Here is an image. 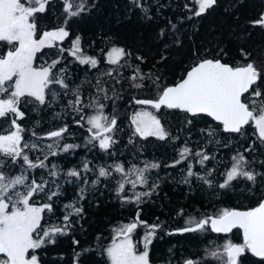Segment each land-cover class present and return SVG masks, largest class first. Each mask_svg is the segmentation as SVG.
I'll return each mask as SVG.
<instances>
[{
    "label": "trees",
    "instance_id": "obj_1",
    "mask_svg": "<svg viewBox=\"0 0 264 264\" xmlns=\"http://www.w3.org/2000/svg\"><path fill=\"white\" fill-rule=\"evenodd\" d=\"M71 2L73 11L83 6L79 15L69 16L64 0H48L46 10L35 17L37 38L61 28L68 32L63 40L37 52L34 59L36 68L58 61L51 67V75L67 87L49 85L44 104L33 97L21 98L23 118L12 113L0 117V135L14 131L13 120L22 129L21 156L13 159L0 151V172L13 178L26 177V183L35 180L46 185L30 203L52 205L51 211L46 209L42 214L43 230L64 229L44 238V245L30 250V255H36L39 264H111L107 249L118 241L119 229L125 225L182 229L216 217L223 209L248 210L264 201V138L254 123L233 134L206 115L195 117L181 109L157 110L135 103L157 99L164 88L178 84L204 60H219L233 67L252 63L264 76V24L256 23L264 17V0H216L200 16L194 14L198 10L195 0ZM29 3L35 6L31 0ZM77 38L82 54L98 60L95 66L83 64L71 54ZM11 48L14 44L0 41V54ZM113 48L125 52L116 64L107 57ZM258 85L259 81L253 87ZM258 90L260 97L245 95L248 101H256L257 108L264 102V86ZM77 96L82 100L79 105L74 103ZM5 98L8 93L0 94V99ZM97 103L104 108L99 109ZM142 107L157 114L165 131L163 139L136 132L132 115ZM100 111L117 120L107 133L114 136L108 149L100 147L97 131L88 130L92 126L87 118ZM61 129L66 130L60 137L47 138L50 132ZM68 144L77 147L65 151ZM185 148L190 153L182 157ZM23 155L35 164L43 161L45 166L31 168ZM203 155L209 159L200 163ZM241 155V170L253 173L255 180L238 176L229 187L220 188L236 162L233 157L238 160ZM152 164L158 167L152 168ZM117 165L130 175L116 172ZM101 167L110 175L100 177ZM141 169L145 170L146 183L135 187L125 183ZM73 170L80 175H68ZM189 170L193 176L187 175ZM120 183L125 185L122 192L118 191ZM13 191L27 189L18 185ZM141 193L149 194L137 200ZM76 208L82 211L77 213ZM37 232L42 237L41 230ZM182 236L159 242L158 253H165L168 243L171 259L203 258L213 247L227 243L223 235L215 236L208 227L191 239ZM231 241L242 243L241 232L236 230ZM133 242L140 249L139 241ZM240 264L264 261L246 254Z\"/></svg>",
    "mask_w": 264,
    "mask_h": 264
},
{
    "label": "snow or ice",
    "instance_id": "obj_2",
    "mask_svg": "<svg viewBox=\"0 0 264 264\" xmlns=\"http://www.w3.org/2000/svg\"><path fill=\"white\" fill-rule=\"evenodd\" d=\"M31 3L35 6H30L29 0H23V2L22 0H0V41L14 44L13 50L0 57V94L8 93V98L0 99V117H6L8 113H12L18 118H23L24 113L19 110L21 98L33 97L39 103L44 104L45 90L49 88V85L56 83L67 87L62 79H55L51 75V67H54L58 61H54L50 67L36 68L33 66L35 54L41 48L45 45L51 46L52 41L63 40L68 36V32L61 28L57 31L44 32L40 38H37L35 17L38 13H43L46 10L48 0H31ZM195 3L198 4V10L194 14L200 16L211 8L216 0H195ZM64 4L65 11L69 16H77L83 11L82 5L78 7V10L73 11L71 0H64ZM256 23L264 24V17H261ZM79 44L80 40L77 38L72 55L75 56L80 51ZM124 55L123 49L113 48L109 53L110 62L116 64ZM77 58L83 64L92 66L97 64V61L91 57ZM13 78L15 79L13 80ZM258 81L260 85L253 87L257 85ZM136 86L140 87L141 85ZM259 86H264V76L252 63L233 67L219 60L209 59L193 67L186 77L175 86L164 88L157 99H141L136 100L135 103L151 105L157 110L164 106L168 109H182L193 115L206 113L220 121L227 132L239 133L245 125L254 123L259 136L264 138V102L257 108L256 101H248L245 96L248 94V96L260 97L262 93L258 90ZM9 89H11L10 92ZM74 103L81 104V98L77 96ZM86 106L90 107L91 105ZM97 107L102 110L104 105L97 103ZM78 111H82V109H78ZM107 120L108 117L103 115L102 111L89 116L87 123L92 127L88 130L91 132L95 128L103 129V132H111L116 124V119L112 118L107 126L101 123V121ZM132 122L136 125V132L141 136L158 135L162 139L165 136L160 121L150 112H137L133 116ZM12 124L15 125V131L9 135H0V151L15 159L21 156L19 145L22 139L20 135L22 129L16 120H13ZM65 130L53 131L48 136L60 137ZM100 136L101 134L97 133L95 137L99 139L100 147L108 149L112 142L111 137L100 138ZM73 147L77 146L68 144L64 146V150L67 151ZM185 153H190V149L185 148L181 156L184 157ZM197 155L202 154L197 153ZM22 159L31 168L45 166L43 161H40L39 164L32 163L27 155H23ZM207 159L209 157L203 155L200 163ZM233 159L236 162L226 173L224 182L219 185L220 188L229 187L230 183L238 176L246 177L249 181L255 180L253 173L241 170V161L244 160L242 155L238 160L236 157ZM151 167L156 168L158 165L152 164ZM115 171L125 176L130 175L125 172L122 165H117ZM143 172L144 170L141 169L137 173V178L142 184L146 183ZM68 175L78 177L80 173L73 170ZM109 175L107 169L103 167L99 169L100 177ZM187 175L193 176L194 173L189 170ZM26 179L23 176L8 177L0 172V254H4L6 257V259L0 260V264H39L38 257L34 254L30 255V250L41 248L45 242L44 238L64 231L59 227H52L46 231L42 229V214L46 209L51 211L52 205L46 203L35 206L34 202L30 203V200L43 192L46 185L38 184L35 180L26 183ZM205 182L211 184V181ZM125 183H130L135 187L137 181L129 180ZM18 185L24 186L27 191H13ZM124 186V183H120L118 191L122 192ZM148 194H138L136 199L139 200L140 195ZM51 195L48 197L49 199H51ZM13 196L16 197L15 200H13ZM75 211L79 213L82 209L76 208ZM67 219L66 216L65 220ZM209 224L212 231L217 233H229L233 229H241L244 239L243 244H236L229 240L223 245L224 252H213L211 253L213 257L220 259L226 255V264H237L238 257L247 250L255 257L264 259V201L245 211L223 209L218 216L207 217L197 222L194 227H186L180 231L195 232L203 230ZM136 227L137 223H131L119 229L118 234L123 239L118 242L114 241L112 246L107 249L111 264H149L148 251L145 250L137 254L135 245L130 238V234ZM151 227L155 229L158 226L152 225ZM38 229L41 230L42 237L37 232ZM34 234L36 235L34 236ZM153 234V232H149L145 236V249L151 242L149 237ZM49 242L54 243V240L49 239ZM186 264H193V261L189 260Z\"/></svg>",
    "mask_w": 264,
    "mask_h": 264
},
{
    "label": "flooded vegetation",
    "instance_id": "obj_3",
    "mask_svg": "<svg viewBox=\"0 0 264 264\" xmlns=\"http://www.w3.org/2000/svg\"><path fill=\"white\" fill-rule=\"evenodd\" d=\"M6 42V41H5ZM13 50V48H11L10 50L8 51H11ZM5 54H0V57H3L5 56ZM197 223V222H196ZM196 223H193L191 224V226H194ZM191 226H187V227H191ZM205 227H208L211 231L212 229L210 228L209 225H206ZM146 228V229H145ZM181 228V227H180ZM179 228V229H180ZM182 228H186V226H183ZM179 229H162L161 226H158L156 227L155 229H153L151 226H143L141 225L139 227H137V229L134 230V233L132 232L130 234V237H132L133 239H135L136 241H139V243L141 244V247L140 249L138 247H136V251H137V254L139 253H142L143 251L147 250L148 251V261H149V264H186L187 261L191 260L193 261V264H224V261L223 259L224 258H220V259H217L216 257H213L211 255V253L215 252L218 248L222 247L221 245H217L216 247H213V251L211 250V252L209 253V256H205L203 258H200L199 256H196V257H191V258H188V259H185V260H175V259H171L170 258V255L172 253V251L170 250V246L169 244L167 243V248H166V251L165 253H162L161 251V254L158 253L159 252V249L160 247L158 248L157 250V246L159 245L158 243L160 242L161 244L164 243V242H161L162 240H165L169 237H172L174 239H179L181 235H183L182 237H185L187 239H191L192 235H196L198 232H202L203 230H198V231H195V232H191V233H175L177 231H179ZM240 231L241 232V238H242V230L240 229H234L231 233H229V235L227 236H224V238L226 239V241L228 242L229 240L232 239L233 237V234L235 231ZM149 232H153L154 234L149 237L150 239V243H148L147 245V249H145L144 245H145V236L149 233ZM212 233L217 236H221L222 234H219V233H215L214 231H212ZM243 240V238H242ZM233 242V241H232ZM244 240L242 241V243H237V242H233V243H236V244H243ZM169 247V248H168ZM156 249V253H154V250ZM171 252H170V251ZM246 254H250L252 257L255 258L254 255H252L249 251H245V253L243 254L246 255ZM176 256V254H175ZM243 256L238 260V263L237 264H240V260L243 258ZM173 257V255H172ZM175 258H178V256H176ZM257 259H259L258 257H256ZM210 260V261H208ZM227 260V257L225 259V261ZM259 260H263L264 259H259Z\"/></svg>",
    "mask_w": 264,
    "mask_h": 264
},
{
    "label": "rangeland",
    "instance_id": "obj_4",
    "mask_svg": "<svg viewBox=\"0 0 264 264\" xmlns=\"http://www.w3.org/2000/svg\"><path fill=\"white\" fill-rule=\"evenodd\" d=\"M60 40H55V41H52L51 42V45H54L55 43H58ZM75 45V44H74ZM46 46H49V45H45L43 48H41V49H44ZM79 48H80V46H79ZM40 49V50H41ZM74 50V49H73ZM73 50H71V53H72V51ZM82 50H81V48H80V51L79 52H77V55H75V57L77 58V57H80V58H83V57H89V56H87V55H83L82 54V52H81ZM39 52V51H38ZM109 53H111V52H109ZM36 55V54H35ZM74 56V55H73ZM107 57H108V61L110 62V57H109V54L107 55ZM122 58V57H121ZM120 58V59H121ZM119 59V60H120ZM80 60V59H79ZM96 61L98 62V60L96 59ZM35 60L33 61V66L35 67ZM91 65V64H90ZM48 67V66H47ZM93 67V66H92ZM15 79V78H14ZM101 112V111H100ZM137 112H150L153 116H155L156 117V119H158L159 121H160V119L157 117V114L154 112V110L152 109V108H144V107H142L141 109H139L138 111H136L133 115H132V119H133V116L137 113ZM98 114V113H97ZM104 115V114H103ZM112 119V118H111ZM111 119H108L107 121H101V123L102 124H104L105 126H107L108 125V123L111 121ZM161 123V122H160ZM161 125V124H160ZM134 126H135V129H136V125L134 124ZM162 127V126H161ZM94 129V131H97V132H99L100 130H103V129H95V128H93ZM163 129V128H162ZM16 130V128L14 129V131ZM164 131V130H163ZM165 132V131H164ZM20 135H21V133H20ZM104 136H107V137H111V141L113 140V138L112 137H114V136H110V135H108V134H104V135H101L100 136V138H103ZM147 136H150V135H146L145 137H147ZM22 137V136H21ZM158 137H160V136H158ZM98 142H99V139H98ZM112 143V142H111ZM144 170V169H143ZM144 172H145V170H144ZM144 172H143V174H144ZM136 174H135V177H133V178H130L129 180H135V181H137V183H136V185L137 184H139L140 182H139V180H138V178H137V173H138V171H136L135 172ZM19 206V205H18ZM123 228V227H122ZM146 229V228H145ZM131 238V240H132V242H133V238L132 237H130ZM120 239H123V237L121 236V237H119L117 240L119 241ZM118 241H116V242H118ZM133 244H134V242H133ZM136 248V247H135ZM215 252H218V253H223L224 252V249H223V246L222 247H220V248H218ZM222 258H224L223 259V261H224V264H226V261H225V259H226V255L225 256H223ZM2 259H6V257L4 256V254H0V260H2Z\"/></svg>",
    "mask_w": 264,
    "mask_h": 264
},
{
    "label": "water",
    "instance_id": "obj_5",
    "mask_svg": "<svg viewBox=\"0 0 264 264\" xmlns=\"http://www.w3.org/2000/svg\"><path fill=\"white\" fill-rule=\"evenodd\" d=\"M210 60H213V59H210ZM213 61H215V60H213ZM203 62V61H202ZM221 62V61H220ZM199 63H201V62H199ZM198 63V64H199ZM223 63V62H222ZM226 64V63H225ZM230 65V64H229ZM188 73V72H187ZM187 75V74H186ZM186 75H185V77H186ZM181 82V81H180ZM176 85V84H175ZM175 85H173V86H175ZM245 95H247V94H245ZM242 99H243V97H242ZM152 100H155V99H152ZM144 106H147V107H149V106H151V105H144ZM152 107V106H151ZM162 107H164V106H161V108ZM161 108L160 109H158V110H161ZM181 111L182 112H186V111H184V110H182L181 109ZM186 113H188V112H186ZM189 115H191V116H199V115H206V116H208L210 119H213L215 122H217V123H219L221 126H222V128H223V125H222V123L220 122V121H217V120H215V118L214 117H211V116H209V115H207L206 113H199V114H196V115H193V114H191V113H188ZM116 123H117V120H116ZM247 125H245L244 127H246ZM243 127V128H244ZM57 131V130H56ZM225 131V130H224ZM53 132V131H52ZM227 132V131H226ZM51 133V132H50ZM98 133H100L101 135L102 134H109L110 132H103V130H100ZM228 133H233V132H228ZM233 134H238V133H233ZM95 136H96V134H95ZM47 138H49V136H48V134H47ZM236 210V209H235ZM241 211H245V210H241ZM138 225L139 224H137V227H138ZM195 226V225H194ZM194 226H191V227H194ZM209 226H210V228H211V225L209 224ZM136 227V228H137ZM182 229H184V228H182ZM181 229H179V231H177V232H175V233H186V232H182V231H180ZM234 230V229H233ZM232 230V231H233ZM241 230V229H240ZM243 232V231H242ZM187 233H191V232H187ZM216 234H217V232H215ZM229 233H231V232H229ZM229 233H219V234H222V235H224V236H227V235H229ZM242 238H243V233H242ZM244 240V239H243ZM243 256V254H241L239 257H238V260L241 258ZM259 259H261L260 257H258ZM237 263H238V261H237Z\"/></svg>",
    "mask_w": 264,
    "mask_h": 264
}]
</instances>
